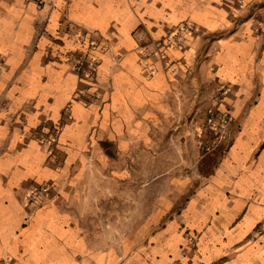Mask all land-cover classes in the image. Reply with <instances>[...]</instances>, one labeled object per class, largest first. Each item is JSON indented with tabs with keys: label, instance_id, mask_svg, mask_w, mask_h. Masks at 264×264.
Returning <instances> with one entry per match:
<instances>
[{
	"label": "crops",
	"instance_id": "crops-1",
	"mask_svg": "<svg viewBox=\"0 0 264 264\" xmlns=\"http://www.w3.org/2000/svg\"><path fill=\"white\" fill-rule=\"evenodd\" d=\"M38 1L0 0V264H264V0ZM184 21L200 34L149 75L137 36ZM78 28L105 46L93 79L69 61ZM216 85L239 127L214 170L158 172L201 157ZM55 126L57 162L35 136ZM43 181L58 195L26 206ZM109 194L124 203L101 222Z\"/></svg>",
	"mask_w": 264,
	"mask_h": 264
},
{
	"label": "built area",
	"instance_id": "built-area-1",
	"mask_svg": "<svg viewBox=\"0 0 264 264\" xmlns=\"http://www.w3.org/2000/svg\"><path fill=\"white\" fill-rule=\"evenodd\" d=\"M256 21V30L258 32H264V11H259ZM200 30L193 23L184 21L159 37L151 36L148 33L139 34L137 36L139 43V63L147 70L149 75L156 72L155 61L162 68L169 67L172 63L169 59L168 51L170 49L180 48L182 41L186 37H196L200 34ZM76 36L82 48L69 57L72 69L85 79H93L99 65L96 51L105 48V46H102L101 42L93 37L91 31L78 28L76 30ZM59 131L60 127L55 126L49 135H44L41 129L35 132L36 138L46 146V152L49 157L54 158V162H57L59 159V155L56 152ZM57 195L58 191L55 183L52 181H43L29 189L25 198V205L36 208L55 198ZM193 247L194 241L191 239L189 244L183 248V253L193 249Z\"/></svg>",
	"mask_w": 264,
	"mask_h": 264
},
{
	"label": "rangeland",
	"instance_id": "rangeland-1",
	"mask_svg": "<svg viewBox=\"0 0 264 264\" xmlns=\"http://www.w3.org/2000/svg\"><path fill=\"white\" fill-rule=\"evenodd\" d=\"M43 3V0L42 2L39 0L37 5L42 6ZM225 91L226 89L223 85L214 86L212 88V95L214 96L213 101L203 107L202 119L198 125L200 127V131L198 137H196V140H199L200 142L199 151L201 152V157L199 155L194 157L192 146L187 145L185 146V154H180L178 167H159L157 169L158 172L166 171V175H185L191 179L192 182L194 178L197 179L199 176L202 177V181L207 179L227 149L231 138V132L235 131L239 127L238 121L232 118L231 110L228 107L224 108L219 105ZM195 161L196 167L194 166ZM140 181L141 180L139 179L137 183L138 191L142 189ZM133 188H135V184L133 185ZM142 191H144V189ZM109 197L110 198L100 201H98L97 198L94 200V206H98L100 208L98 213H100L101 216H98L101 222L107 219L112 220L114 207L116 206L119 210L122 208V204L124 203L122 200H114L112 194H109ZM144 200L141 199L139 202L144 203Z\"/></svg>",
	"mask_w": 264,
	"mask_h": 264
}]
</instances>
